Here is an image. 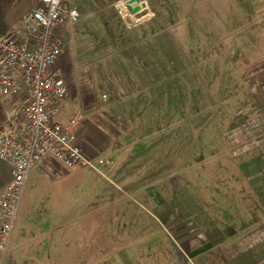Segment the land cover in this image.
Listing matches in <instances>:
<instances>
[{
	"label": "rangeland",
	"instance_id": "rangeland-1",
	"mask_svg": "<svg viewBox=\"0 0 264 264\" xmlns=\"http://www.w3.org/2000/svg\"><path fill=\"white\" fill-rule=\"evenodd\" d=\"M156 1L163 21L142 28L118 18L103 32L116 27L113 42H94L89 33L87 42H72L93 56L119 54V60L124 53H155L165 68L154 66L145 98L122 100L124 106L138 102L131 116H139L129 121L136 131L132 140L104 133L102 122L98 147L89 141L92 131L79 138L90 155L105 161L103 167L67 171L41 162L32 170L33 192L21 199L3 264H167L173 249L168 226L141 206L148 187L235 182L238 161L257 157L250 163L259 168L264 160V109L256 87L264 72V0ZM144 29L150 44L142 42L139 52L132 45L147 40L137 31ZM98 65L81 79L66 74L68 88L72 81L107 93V66L103 74ZM120 70L118 77L130 80ZM61 107L55 120L63 123L73 113L66 99ZM140 136H148L146 142L134 141Z\"/></svg>",
	"mask_w": 264,
	"mask_h": 264
},
{
	"label": "crops",
	"instance_id": "crops-1",
	"mask_svg": "<svg viewBox=\"0 0 264 264\" xmlns=\"http://www.w3.org/2000/svg\"><path fill=\"white\" fill-rule=\"evenodd\" d=\"M118 1L120 0H70V6L79 12L81 19L79 18V22L68 27L65 32L66 51L59 64L65 79L66 74L69 75L70 72L79 79L85 77L86 68H90L89 73H94L95 62L99 64V72L103 74L104 66H107L105 68L109 73L105 78L107 93L100 94L96 87L84 88V84L76 87L69 81L70 90L66 98V104L73 115L78 112L82 119L78 123V137L92 131L95 136L89 141L95 143V147L99 146L96 144L102 143L99 134L103 135V132L99 128V122L106 128L104 133L117 135L121 141L132 140L135 137L133 132L136 131L133 130V125L130 128L129 121H134L133 119L139 116L138 113L135 117L131 116L134 110L137 111L138 102L130 100L127 106H124L122 100L133 96L145 98L144 95L151 86V73H156V68H165L160 65L161 58L155 53L138 55L124 53L120 54L119 60V54L105 53L93 56L92 51L85 52L86 49L72 44L87 42L86 33H89L92 40L95 39L94 42H97V39H100V42H113L117 37L116 27L107 28L106 34L103 32L106 26H112L115 22L111 18L114 15L113 6ZM157 4L159 5L158 2ZM144 26L146 28L147 24L141 27ZM94 31H99L100 34L97 37L91 36ZM137 31H141L143 39H147L139 38V42L132 41L136 42L132 45L136 49L138 45L140 46V52L142 42L145 43V47H149L150 39L144 36L148 30ZM117 63L121 64L120 67ZM157 64L159 66L156 67ZM120 68L124 73L130 74V80L118 77L117 74L122 75ZM258 77L260 82L256 83L257 91L259 90L257 95L264 109V72ZM248 78L251 80L252 76ZM104 95L107 96L105 100L102 98ZM63 108L60 106L56 113ZM73 115L69 119H73ZM260 115L264 117V114ZM140 126L143 127V124L137 125L138 129ZM114 127H120L121 130ZM254 136L260 139L256 134ZM145 137L148 136H140L134 141L146 142ZM255 158L257 157H247L238 161L239 167L234 170L235 182H217L208 186L193 184L190 188L181 183L180 185L171 183L164 185L162 191L154 186L148 187V195L141 206L148 207L147 211L151 216L163 220L164 225L168 226L166 231L170 233L169 240L173 249L167 264H264V160L259 168H254L250 160ZM263 158L264 151L261 153V159ZM46 163L58 168L61 166L51 161L44 162L45 167ZM12 171L10 163L0 160V193L11 181ZM173 240L177 242L178 247Z\"/></svg>",
	"mask_w": 264,
	"mask_h": 264
},
{
	"label": "built area",
	"instance_id": "built-area-1",
	"mask_svg": "<svg viewBox=\"0 0 264 264\" xmlns=\"http://www.w3.org/2000/svg\"><path fill=\"white\" fill-rule=\"evenodd\" d=\"M128 1L115 4L117 13L111 20L123 18ZM79 17L70 0H36L33 9L0 36V103L6 114L0 126V159L13 169L0 193V264L8 253L21 199L33 192L28 177L39 163L55 161L67 171L105 165L79 142L76 119L55 120L69 94L59 69L66 51L65 32Z\"/></svg>",
	"mask_w": 264,
	"mask_h": 264
},
{
	"label": "trees",
	"instance_id": "trees-1",
	"mask_svg": "<svg viewBox=\"0 0 264 264\" xmlns=\"http://www.w3.org/2000/svg\"><path fill=\"white\" fill-rule=\"evenodd\" d=\"M35 3L36 0H34V3L33 0H0V36L6 35L12 25L21 19V16L25 14V12H21L22 10L30 11L35 6ZM14 10L17 11L12 15ZM5 120L6 114L0 103V126Z\"/></svg>",
	"mask_w": 264,
	"mask_h": 264
},
{
	"label": "water",
	"instance_id": "water-1",
	"mask_svg": "<svg viewBox=\"0 0 264 264\" xmlns=\"http://www.w3.org/2000/svg\"><path fill=\"white\" fill-rule=\"evenodd\" d=\"M127 11L131 13L134 24L144 25L161 15V8L155 0H129Z\"/></svg>",
	"mask_w": 264,
	"mask_h": 264
},
{
	"label": "bare ground",
	"instance_id": "bare-ground-1",
	"mask_svg": "<svg viewBox=\"0 0 264 264\" xmlns=\"http://www.w3.org/2000/svg\"><path fill=\"white\" fill-rule=\"evenodd\" d=\"M121 16L127 21V23L129 24H134L133 22V18L131 13H129L128 11H125L124 9L121 11ZM153 21H163V13H161V15H159L158 17H156L155 19H153L152 21H149L148 23H146L147 25H149L150 23H153ZM142 26V25H140Z\"/></svg>",
	"mask_w": 264,
	"mask_h": 264
}]
</instances>
